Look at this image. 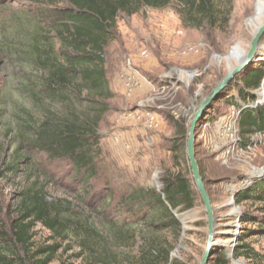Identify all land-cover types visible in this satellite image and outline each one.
I'll return each instance as SVG.
<instances>
[{
    "label": "trees",
    "instance_id": "1",
    "mask_svg": "<svg viewBox=\"0 0 264 264\" xmlns=\"http://www.w3.org/2000/svg\"><path fill=\"white\" fill-rule=\"evenodd\" d=\"M29 1L37 7L29 15L32 29L27 36L26 54L33 71L26 73L29 80L22 83L20 101L13 102L20 122V131L14 135L19 137V147L39 156L40 163L23 160L20 154L6 166L5 174L14 176L24 161L36 179L21 193L13 216L0 221V264H50L61 250L73 248L72 257L87 264H171L174 244L163 235L172 231L178 239L182 231L178 214L195 206L179 163L181 146L174 142L171 149L177 171H163L157 187L117 192L108 183L97 187L93 183L98 169V128L113 98L106 49L116 38L117 18L119 14L133 16L143 8L164 9L170 0ZM232 3L179 0L177 10L185 27L223 28ZM261 89L264 91V63L245 75L231 101L238 109L243 148L252 144L253 136L264 134V102L255 105L254 96ZM10 100L0 89V125ZM36 163L66 166L64 174L77 208L48 196L38 179L51 174L46 168L43 175L37 173ZM246 184L235 192L234 202L249 203L256 211L239 217L241 225L249 227L237 239L234 258H250L248 253L253 250L247 242L255 236L264 239V179ZM95 216L98 223L93 221ZM37 225L49 233L50 243L34 247L31 240ZM122 245L137 247V255L118 252ZM214 264H228L227 255L219 251Z\"/></svg>",
    "mask_w": 264,
    "mask_h": 264
},
{
    "label": "rangeland",
    "instance_id": "2",
    "mask_svg": "<svg viewBox=\"0 0 264 264\" xmlns=\"http://www.w3.org/2000/svg\"><path fill=\"white\" fill-rule=\"evenodd\" d=\"M178 2L170 0L164 9L143 8L133 16L119 14L117 18L116 38L106 49L107 78L113 98L108 101L109 110L98 128V169L93 182L96 187L108 183L117 192L157 187L163 171H177L171 149L174 142L181 144L180 129L189 123L194 107L234 65V54L247 50L264 10V0H233L223 28H193L183 25ZM36 8L29 0H0V89L13 100L5 105L0 125V221L13 216L21 193L36 179L24 161L14 176L5 174L6 166L20 154L23 160L40 163L39 156L19 147V137L14 134L20 131V122L13 103L20 101L22 83L29 80L26 73L33 71L26 53L28 31L32 29L29 15ZM261 55L246 74L264 63V49ZM240 87L217 101L205 114L197 133V156L211 199L219 215L232 210L229 217L222 218L223 227L217 236L222 246L216 249L209 264H214L219 251L227 255L228 264H264V239L256 236L247 242L253 250L248 253L250 258H234L237 239L243 228L249 227L241 225L239 217L243 212L256 211V206L249 203L236 205L235 192L248 185L247 181L264 179V134L253 136L252 144L244 148L239 144L238 109L231 101ZM254 96L257 104L264 102L261 91H255ZM222 100L228 103H221ZM216 109L219 112L213 113ZM179 163L184 172V162L180 159ZM65 167L58 163L33 164L37 173L42 174L46 168L51 174L38 179L44 183L48 196L71 202L77 208ZM194 199V208L178 214V218L182 217L179 238L172 231L163 235L174 244L171 264H198L203 254L206 218L201 201L195 196ZM93 221L99 222L96 216ZM49 236L37 225L31 242L34 247L46 245L50 243ZM74 251L75 248L61 250L50 264H87L73 258ZM117 251L132 256L138 253L137 247L123 245Z\"/></svg>",
    "mask_w": 264,
    "mask_h": 264
},
{
    "label": "water",
    "instance_id": "3",
    "mask_svg": "<svg viewBox=\"0 0 264 264\" xmlns=\"http://www.w3.org/2000/svg\"><path fill=\"white\" fill-rule=\"evenodd\" d=\"M263 41L264 10L261 12L259 25L251 33V40L247 46V50L234 54V65L228 67L227 73L216 84L211 93L202 99L198 106L194 107V113L189 123H186L184 128L180 129L178 138L181 142V161L184 162V175L190 184L194 196L201 201L202 210L206 218V241L198 264H209L216 249L222 246V242L217 239V236L220 235L218 230L223 227L221 224L222 218L229 217L232 214L219 215V209L214 205L206 187L197 156L199 125L205 114L215 107L218 100L226 94L235 92V87L243 86V78L249 68L259 61L262 56L261 51L264 49L262 45ZM261 93L264 95L263 89H261ZM256 104L257 102H255ZM178 219L182 223V217Z\"/></svg>",
    "mask_w": 264,
    "mask_h": 264
},
{
    "label": "bare ground",
    "instance_id": "4",
    "mask_svg": "<svg viewBox=\"0 0 264 264\" xmlns=\"http://www.w3.org/2000/svg\"><path fill=\"white\" fill-rule=\"evenodd\" d=\"M231 211H232V210H230V211H229V212H228L226 215H228V214L232 213Z\"/></svg>",
    "mask_w": 264,
    "mask_h": 264
},
{
    "label": "built area",
    "instance_id": "5",
    "mask_svg": "<svg viewBox=\"0 0 264 264\" xmlns=\"http://www.w3.org/2000/svg\"><path fill=\"white\" fill-rule=\"evenodd\" d=\"M262 96H263V100H264V95L262 94Z\"/></svg>",
    "mask_w": 264,
    "mask_h": 264
}]
</instances>
